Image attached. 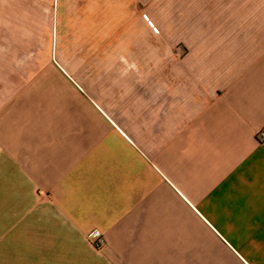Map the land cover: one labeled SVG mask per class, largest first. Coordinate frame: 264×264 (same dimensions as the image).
<instances>
[{"label": "crops", "instance_id": "obj_1", "mask_svg": "<svg viewBox=\"0 0 264 264\" xmlns=\"http://www.w3.org/2000/svg\"><path fill=\"white\" fill-rule=\"evenodd\" d=\"M82 3L0 90V264H264V0Z\"/></svg>", "mask_w": 264, "mask_h": 264}, {"label": "rangeland", "instance_id": "obj_2", "mask_svg": "<svg viewBox=\"0 0 264 264\" xmlns=\"http://www.w3.org/2000/svg\"><path fill=\"white\" fill-rule=\"evenodd\" d=\"M108 27L88 17L82 0H0V90L5 76L49 74L46 61L81 60L82 45L112 39Z\"/></svg>", "mask_w": 264, "mask_h": 264}, {"label": "built area", "instance_id": "obj_3", "mask_svg": "<svg viewBox=\"0 0 264 264\" xmlns=\"http://www.w3.org/2000/svg\"><path fill=\"white\" fill-rule=\"evenodd\" d=\"M150 26H152V25H150ZM152 28H153V27H152ZM153 29H154V28H153ZM154 30H155V29H154ZM259 136H260V137H264V131H260V132H259ZM91 236H93V237H95V238L97 239V241L95 242V246L99 247V246L102 245L103 240H102V238H101V234H100L99 231H93V232L91 233Z\"/></svg>", "mask_w": 264, "mask_h": 264}]
</instances>
